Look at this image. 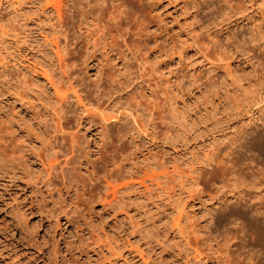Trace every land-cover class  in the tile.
<instances>
[{
    "label": "rangeland",
    "instance_id": "1",
    "mask_svg": "<svg viewBox=\"0 0 264 264\" xmlns=\"http://www.w3.org/2000/svg\"><path fill=\"white\" fill-rule=\"evenodd\" d=\"M121 1L108 9L117 24L104 21L125 40L110 51L77 39L54 91L39 69L56 63L54 0H0V264H260L263 249L244 240L264 185L240 189L264 175V146L234 149L232 137L264 132V116L248 123L264 112V55L241 44L253 30L264 45V0L215 20L217 0ZM245 13L252 22L233 25ZM229 62L250 93L240 106L214 102ZM55 100L70 134L49 166Z\"/></svg>",
    "mask_w": 264,
    "mask_h": 264
},
{
    "label": "bare ground",
    "instance_id": "2",
    "mask_svg": "<svg viewBox=\"0 0 264 264\" xmlns=\"http://www.w3.org/2000/svg\"><path fill=\"white\" fill-rule=\"evenodd\" d=\"M51 1L53 2V0H50V2ZM201 1L202 0H198V2L195 1L194 4L195 5L198 4V6H199L201 4ZM209 1H211V0H209ZM112 2H113V0H54L53 4H51L50 7L53 6V11L55 13V17H54L55 19L54 20H56L55 22H56V33H57V35H56V40L54 41V44H53L54 45V51L53 52H54V55L56 57L55 58L56 63H55V67H51V66L47 65L45 67H48L49 69H47V68L45 69V67L42 65L39 67V69L41 70L40 74L41 75L43 74V76H44L43 78L47 82V85H49V87H52L54 91H56L57 86H58L57 85L58 78L57 77H55V79L53 78L55 75H53L52 70L53 69H60V68H62V66H65L66 61L63 58V56L66 53H68V49H69L68 46H70L71 44H74L76 46L78 44V42H76L77 39H80L82 42L85 41V44H88L89 46H95L96 44L101 43L103 47L109 48L110 51H112L114 49V43H113L114 39L113 38L115 36H119V37H121V39L125 40L123 35L120 34V32L114 33L113 31H110L109 29L112 26V24L104 21V16H108V17H110L111 20L114 21L113 23L117 24L116 18H118V17L116 16V14L111 16L112 10L110 12V10H108V9H109V6L110 7L112 6V7H115V10H116V9H118L119 4H115V3L113 4ZM237 2H238V0H217L216 4L214 5L216 8L214 20L218 16H220L223 12H226L228 10H232L234 5L237 6ZM121 3H122V1L120 2V5H121ZM202 3H203V1H202ZM210 4H208L206 6L204 5V6L208 8ZM119 11H120V9H119ZM69 18L71 19L70 21H69ZM73 19H74V21H73ZM244 21H246V23H247V21H248V23H250V22H252V18H250V15H247L246 13L245 14H239L235 18V23H233V25H236V27H238L239 25L243 24ZM0 22H1V20H0ZM80 27L85 28L86 33L83 36L81 34L76 35V33H75L76 30H78V28H80ZM29 32L30 31H28V33ZM25 34H26V32H25ZM250 34H253L252 36H250V40L247 41V40H243V38H242L241 44L248 46L247 50L249 53H256V54H259V56L261 54L264 55V45L260 41V38L262 35L254 32L253 30L250 31ZM23 35H24V33H23ZM108 37H110L111 40L107 41L106 39ZM112 39H113V41H112ZM242 49H244L243 46H242ZM70 50H71V48H70ZM219 56H221V55L219 54ZM220 58L223 59L222 57H220ZM44 62H43V64H45ZM231 64L232 63H230V62L226 63L225 66L223 65L222 67H220L221 70L219 69L220 73H221V78H220L221 80L216 84V88L214 89V92H215L214 96L216 97V101H214V102L219 103V99L222 98V100L223 99L228 100V98L230 97V101H228V102L231 103V100H232L231 104L233 105V102L236 101V102H234V105L240 106L241 105V104L239 105L240 100L237 101L238 100L237 98L239 97L240 92H242V93L244 92L243 93L244 96L249 95L250 93L247 94V90L245 91V89L247 87H245V81H244L243 77H241V74H240V76L237 75L238 72H236L237 74H235V72H234L235 70L233 71L230 67ZM261 68H263V66ZM258 70H259V68H258ZM50 76L54 80L52 78H50ZM33 83H35V82L33 81L31 84H29V86H33V85L35 86V84H37V83H35V84H33ZM247 84L249 87V83H247ZM38 86H36L37 91H38V89L40 91L43 89V91H44V88L41 89V88H38ZM211 87H209V88H211ZM249 88H251V87H249ZM209 90H211V89H209ZM209 90H207V92H209ZM77 91L78 90H76V92ZM214 92L212 90V93H214ZM245 92H246V94H245ZM212 96H213V94H212ZM74 97L76 98L77 101H79V102L82 101L81 95L79 93H75ZM231 97L236 98V100L233 101V99ZM245 100L246 99H244V101ZM226 103H227V101H226ZM237 103H238V105H237ZM82 104H84V103H81V106H82ZM231 104L228 103V106ZM51 106H53V107H52V109L49 110L50 112L46 113L48 118H49L48 120L50 122L51 129L46 132L47 137H45L46 138L45 142L47 143V144L45 143V145H46L45 150L49 153L50 156L53 157V158H49V166H53L55 164L54 160L56 158V154L59 152H62V146L64 145L65 136L67 134L68 135L70 134L66 131L67 130L66 119L69 118L68 110H66L65 106H63L61 103H59L58 100H55L54 105L51 104ZM262 110H263V108L261 109V106H260V108L258 107L256 109V112H257L256 117H251L250 118L251 121L249 120L248 123L252 122V124H254L255 118L257 119V117L260 118V116H264V112H262ZM260 111H261V113H260ZM252 120H254V121H252ZM263 121L264 120H262L261 123H263ZM251 131L248 132V131H245L243 129L242 131H238L236 133H233L234 137H232V139L234 141H237V143L234 146V149L242 147V146L245 147V143H248L249 141H250L249 143L256 145L258 148L259 147L263 148V146H264V132L263 131L261 132V130L259 133L258 132H251ZM104 144H105V142L101 143L100 145L102 147H104ZM213 155H214V153H212L207 159L203 160V165H206L209 167L212 164V161H213L212 156ZM237 160H238V158H237ZM199 169H200V167H196L195 169L192 170L193 174H195V175L189 177V179L191 181L190 185H195L197 183V178H198L197 176L199 173L198 172ZM256 173L260 174L259 171ZM249 174L251 175V177L255 176L253 171L249 172ZM255 177L251 178V181L248 183L249 184L248 187L245 185V187H247L246 189H240V191L244 190L247 194H250V192H252V191L258 192L260 187L264 185V175L260 174L259 177L258 176H255ZM255 204H256L255 202H252L251 204H249V208L251 210H249V213L246 215L248 217V224L251 227L250 228L251 232L247 236L248 237L247 239L244 237L248 233L243 234L242 239H246V240H244L245 242H247L246 246L249 244L252 247V249H254L255 246H257L258 247L257 249H263V251H264V195L260 196V199L258 201V206H256ZM242 217H244V215ZM241 228H242V226H241ZM248 230H249V228H248ZM240 238H241V235H240ZM242 239H240V240H242ZM242 243H244V242H242ZM240 247L242 248L245 246H244V244H242ZM238 249H239V247H237V250ZM225 253H227V252H225ZM225 253H223V255ZM194 254L195 255L193 256L192 259L194 261H196L197 260L196 256L199 254L197 249L194 250ZM230 255L229 256L226 255V257L227 258L229 257V259L232 257L234 259V256L230 257ZM233 255H234V253H233ZM237 257H239V256L237 255ZM224 258H225V256H224ZM224 258L222 257V259L221 258L220 259L225 262ZM232 258H231V261L233 260ZM220 259H219V263H220ZM259 259H260V264H264V255L261 254ZM227 262H228V260H227ZM222 264H223V262H222ZM228 264H230V263L228 262Z\"/></svg>",
    "mask_w": 264,
    "mask_h": 264
}]
</instances>
